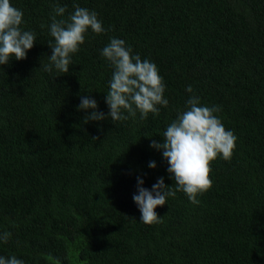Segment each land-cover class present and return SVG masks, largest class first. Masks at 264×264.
Masks as SVG:
<instances>
[{"label":"trees","instance_id":"16d2710c","mask_svg":"<svg viewBox=\"0 0 264 264\" xmlns=\"http://www.w3.org/2000/svg\"><path fill=\"white\" fill-rule=\"evenodd\" d=\"M11 3L37 41L26 59L0 66V232L12 233L0 255L25 264H264V0ZM57 4L65 18L74 4L96 11L106 30L86 34L68 73L43 67ZM111 37L155 62L169 103L146 119L85 124L82 95L109 111L113 69L100 51ZM193 94L221 106L237 136L233 155L210 163L198 204L177 192L157 207L159 222L141 223L137 178L149 189L159 177L174 184L150 145Z\"/></svg>","mask_w":264,"mask_h":264},{"label":"clouds","instance_id":"9594fccd","mask_svg":"<svg viewBox=\"0 0 264 264\" xmlns=\"http://www.w3.org/2000/svg\"><path fill=\"white\" fill-rule=\"evenodd\" d=\"M66 11V5L57 4L48 25L53 39L47 43L52 54L47 56L48 63L43 67L50 73H68L73 54L84 44L86 34L89 31L94 34L106 31L96 11L74 4V11L65 18ZM23 15V11L13 6L11 0H0V66L12 60L26 59L37 41L36 33L22 26L25 23ZM100 54L113 69L105 95L109 111H100L94 97L82 95L77 110L87 113L85 124L104 121L107 117L116 123L135 116L137 112L146 119L150 113L158 114L160 106L168 105L164 95L166 85L155 62L142 59L119 37H111ZM186 91L193 93L194 90L188 85ZM186 104V109L178 112L176 119L165 128L163 142L153 140L150 145L162 151L168 164L169 179L174 180V184L169 187L164 177H159L149 189L144 187L143 178H137L133 201L141 213V223L159 222L162 218L156 212L157 207L164 206L168 198L175 197L177 192H183L190 202L198 204L197 197L212 185L210 163L217 158L230 160L233 155L237 136L225 128L217 115L222 111L221 106L201 104L200 97L195 94L189 96ZM149 167L155 169L156 161H150ZM11 236L9 231L0 232V244H7ZM0 264H25V261L15 255H0Z\"/></svg>","mask_w":264,"mask_h":264},{"label":"rangeland","instance_id":"374dc122","mask_svg":"<svg viewBox=\"0 0 264 264\" xmlns=\"http://www.w3.org/2000/svg\"><path fill=\"white\" fill-rule=\"evenodd\" d=\"M246 19H247V21H246V22H244V23H248V22H250V21H251L249 17H246ZM201 104H202V103H201Z\"/></svg>","mask_w":264,"mask_h":264}]
</instances>
